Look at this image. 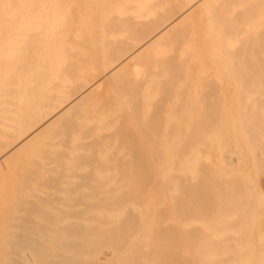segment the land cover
<instances>
[{"label": "bare ground", "instance_id": "1", "mask_svg": "<svg viewBox=\"0 0 264 264\" xmlns=\"http://www.w3.org/2000/svg\"><path fill=\"white\" fill-rule=\"evenodd\" d=\"M264 0H0V264H264Z\"/></svg>", "mask_w": 264, "mask_h": 264}, {"label": "rangeland", "instance_id": "2", "mask_svg": "<svg viewBox=\"0 0 264 264\" xmlns=\"http://www.w3.org/2000/svg\"><path fill=\"white\" fill-rule=\"evenodd\" d=\"M263 179H264V177H263ZM261 185H262V187L264 188V180H263V182L261 183ZM32 264H41L39 261H37V262H35V263H32Z\"/></svg>", "mask_w": 264, "mask_h": 264}]
</instances>
